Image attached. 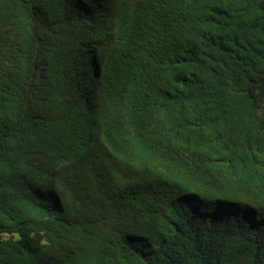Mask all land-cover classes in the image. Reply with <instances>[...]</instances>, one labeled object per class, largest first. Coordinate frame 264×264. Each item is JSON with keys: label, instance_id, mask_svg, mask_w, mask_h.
Segmentation results:
<instances>
[{"label": "trees", "instance_id": "16d2710c", "mask_svg": "<svg viewBox=\"0 0 264 264\" xmlns=\"http://www.w3.org/2000/svg\"><path fill=\"white\" fill-rule=\"evenodd\" d=\"M0 264H264V0H0Z\"/></svg>", "mask_w": 264, "mask_h": 264}]
</instances>
